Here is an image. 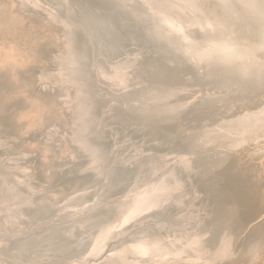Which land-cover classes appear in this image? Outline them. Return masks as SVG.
I'll use <instances>...</instances> for the list:
<instances>
[{
	"label": "bare ground",
	"instance_id": "6f19581e",
	"mask_svg": "<svg viewBox=\"0 0 264 264\" xmlns=\"http://www.w3.org/2000/svg\"><path fill=\"white\" fill-rule=\"evenodd\" d=\"M116 237L264 264V0H0V264Z\"/></svg>",
	"mask_w": 264,
	"mask_h": 264
},
{
	"label": "rangeland",
	"instance_id": "374dc122",
	"mask_svg": "<svg viewBox=\"0 0 264 264\" xmlns=\"http://www.w3.org/2000/svg\"><path fill=\"white\" fill-rule=\"evenodd\" d=\"M62 119L63 120H66V118H64V116L62 117ZM63 135L66 137V135H65V133H63ZM62 137V138H65V137ZM60 139V140H62L63 141V139ZM67 138V137H66ZM69 139V138H68ZM28 170L30 169H32V168H34V169H36V166H35V163L34 162H32V163H30V164H27L26 166H25ZM31 170V172H32V174H34L35 175V173H37V172H35V170ZM37 171V170H36ZM35 172V173H34ZM135 229L136 228H134V230H129V232L130 231H132V232H134L135 231ZM39 232H40V230H39ZM125 236V235H124ZM124 236H121L122 238L124 237ZM121 237H116L117 239H115V238H112V240L111 239H108L107 240V243H106V247H105V249L103 250V252H101L99 255H97V256H95V257H89L88 259V262H89V264H93V262H95V264H100L103 260H105L106 259V257L108 256H105L106 254H107V251H109V248H110V246H111V244H115V243H120V241H121ZM120 238V239H119ZM118 240V241H117ZM109 241V242H108ZM112 242V243H111ZM115 242V243H114ZM55 243H58L57 241L55 242ZM110 243V244H109ZM86 245V244H85ZM85 245H83V246H81V247H85ZM108 247V248H107ZM85 249V248H84ZM107 249V250H106ZM106 250V251H105ZM102 254H103V256H102ZM105 258V259H104ZM100 262H99V261ZM98 261V262H97Z\"/></svg>",
	"mask_w": 264,
	"mask_h": 264
}]
</instances>
